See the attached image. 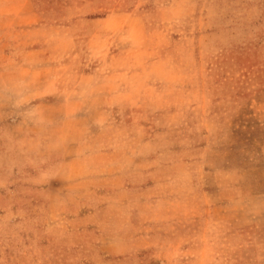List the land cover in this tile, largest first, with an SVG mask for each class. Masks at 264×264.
<instances>
[{
  "label": "rangeland",
  "instance_id": "1",
  "mask_svg": "<svg viewBox=\"0 0 264 264\" xmlns=\"http://www.w3.org/2000/svg\"><path fill=\"white\" fill-rule=\"evenodd\" d=\"M264 255V0H0V264Z\"/></svg>",
  "mask_w": 264,
  "mask_h": 264
},
{
  "label": "crops",
  "instance_id": "2",
  "mask_svg": "<svg viewBox=\"0 0 264 264\" xmlns=\"http://www.w3.org/2000/svg\"><path fill=\"white\" fill-rule=\"evenodd\" d=\"M253 264H264V255L258 254L256 257H253Z\"/></svg>",
  "mask_w": 264,
  "mask_h": 264
}]
</instances>
